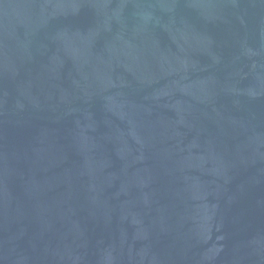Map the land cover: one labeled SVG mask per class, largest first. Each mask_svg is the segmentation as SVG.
I'll use <instances>...</instances> for the list:
<instances>
[{
  "label": "water",
  "instance_id": "water-1",
  "mask_svg": "<svg viewBox=\"0 0 264 264\" xmlns=\"http://www.w3.org/2000/svg\"><path fill=\"white\" fill-rule=\"evenodd\" d=\"M0 264H264V0H0Z\"/></svg>",
  "mask_w": 264,
  "mask_h": 264
}]
</instances>
